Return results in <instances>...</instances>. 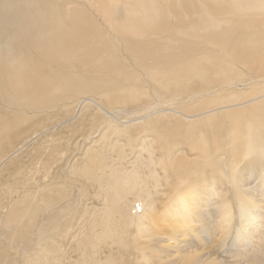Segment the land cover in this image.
Returning a JSON list of instances; mask_svg holds the SVG:
<instances>
[{"label":"bare ground","instance_id":"6f19581e","mask_svg":"<svg viewBox=\"0 0 264 264\" xmlns=\"http://www.w3.org/2000/svg\"><path fill=\"white\" fill-rule=\"evenodd\" d=\"M222 1L226 3L221 5V8H217V4ZM251 1L256 2V0H167L169 9L177 14L179 21H154L149 26V30H147L149 21H138L136 25L131 26L133 31H130L128 35L116 37H111L109 32L119 30L121 21H114L108 8L105 10L104 0H83L82 3L89 10L91 7L94 12H100L106 20L103 23L93 20L91 13L84 7L74 11L76 2L72 1V3L67 2L64 7L58 5L53 7V9H62L57 17L62 21H45L43 29L47 32L39 33L41 38L34 37V42L27 38L8 42L4 37H0V100L15 108L13 114L11 113L13 119L4 117V113V115L1 113L3 117L0 116V174L6 165H12L14 160L22 159L27 149L36 150L40 154L50 151L58 153L59 149L62 151L61 143L65 138L47 134V131L56 124L42 123L41 121L45 120L41 117L42 115L40 118L36 115L37 119L33 116L35 118L33 121L27 110L36 109L38 112L43 107L53 105L59 93L63 91L60 85L50 88L52 84H60L63 81L60 74L49 66L58 62V65L67 69L78 70L91 82L97 92V99L100 100L99 103L92 97H85L82 100L84 107H81L85 109L91 103L98 102L99 106H97L102 110V114L108 117V114L110 116L117 112L118 106L114 105L115 101L124 99L125 102L132 103L134 106V112L131 114L134 115L133 123L128 126L134 127L133 131L138 137L142 132L145 133L144 136L150 135V132L155 133L163 149L162 159L166 176L171 178L173 175L179 179L178 183L173 185L175 190L182 187V189H188L177 197L169 198L167 208L162 212L163 215L165 214L164 217L155 218L152 215V205L157 197L150 195L152 197L149 200L144 197L142 206L145 208H142L140 217L135 219L129 211L130 207L125 198L128 192L131 193L138 188V191L144 192L142 182L137 181L141 177L140 167L135 166L133 170H124L125 174H120V170L112 169L106 162L105 154L100 152L102 150L97 152L95 145L91 143L81 155L74 157V172L101 183L106 169L110 167L107 176L108 180L112 179V181L108 189L115 191L121 188L115 192L111 203L112 209L104 212V217L101 216L102 220L98 225L102 228V232L99 235L121 231L123 228L121 223L126 221L125 224L135 225L136 233L133 236L139 245L136 244V249L141 253V257L147 260V264H222L216 258L215 252L211 253L195 246L196 240L200 244L203 243L201 236L203 232L208 230L211 235L213 232L211 231L212 222L209 223L205 218L208 209L204 206L205 202L201 203V201H205V197H210L212 193L216 195L221 193L216 191L217 187L213 188L216 181L228 176L235 185L234 200L241 224L238 235L251 232L253 224L259 225L264 215V198L258 196V192L256 194L253 189L256 187L258 190L260 184L257 186L255 185L257 182L252 183L254 187L247 180V175L249 178L254 177L251 175H255V171L259 170V173L263 169L264 172V101L256 102L264 98V93L257 96L258 93L263 92L259 89L264 88V29H262L264 19L249 12L251 8H256L264 14V0H257L258 3H251ZM241 4L243 7L240 6ZM65 8L66 11L63 13ZM48 10V14L51 15L53 10ZM63 21L70 22L71 28L63 27ZM159 26H164L165 32H160ZM230 26L231 28L219 31V28ZM199 39L217 45L218 50H209L212 44H209V49L198 47ZM30 46L32 47L29 49ZM41 48L50 51V55L44 61L33 57L34 52ZM121 51H124L128 57L126 58ZM230 51L234 54L232 61L227 59ZM128 58L142 70L146 77L143 79L140 75L139 82L142 83L145 80L152 83L156 96L169 97L176 102L187 98V105L191 108H198V110L193 114H183L179 109L174 108V104L167 108L156 109L154 105H151L150 94L143 91L146 90L144 87L138 85V76L125 63ZM211 58L215 60L214 64L207 61ZM222 66L231 74L239 66L253 69L256 82L253 86H249L252 90L249 89L255 93V96L238 103L247 104L241 110L244 113L247 112V117L243 122L240 119L232 121L236 118L234 112L236 106L227 108L231 104L218 102L220 94L231 92L233 86L231 84L219 85L214 83L213 78L207 79L213 67ZM198 80L201 83L195 84L194 82ZM66 85L69 88L73 87L70 81H67ZM76 86L80 90L89 88V84L84 81L78 82ZM77 104V98L64 104L63 111L68 113L64 122H73L83 115L81 110L75 113L78 110L76 109ZM249 106H253V110H250ZM225 111H227L226 118L221 121V116ZM148 112L154 115H157V112H162V114L149 122L146 120L150 117ZM166 117L176 120L175 122L172 121L173 119L165 120ZM93 118L90 121L93 122ZM126 119L123 122L129 124L130 121ZM90 123L87 120V124ZM226 123L227 126L222 127ZM100 124L99 126L90 125L89 135L84 133L86 137H93L95 130L101 135L103 128L100 130L102 125ZM230 126V135H227L223 131L228 130ZM74 127L75 124L70 128ZM36 137L38 139L34 141ZM115 143L117 144L118 141ZM182 144L188 145L195 152L192 159L179 156L182 154L179 152ZM7 145L11 148H7ZM113 147L115 148V145ZM155 156L152 151H149L148 160L142 162L143 165L144 163L150 165L149 175L157 169H152V165L159 161ZM244 162L246 163L244 164L246 174H243L241 170ZM168 172L172 174L169 175ZM260 182L258 180V183ZM32 193L31 190L23 191V194L17 193V197L9 199L7 205L0 206V209L7 212L8 219H16L23 211L22 204L35 197ZM47 201L51 204L50 199ZM225 202L229 203L227 200ZM225 202L222 198L221 208H224L222 216L231 220L234 212L226 206ZM201 204L206 208V213L202 211ZM121 205L125 206V211L120 210ZM195 223L203 224L206 230L204 231L202 227L201 232V229L195 227ZM256 227L259 229V226ZM68 231L71 233V229ZM97 234L92 229L90 236L86 238L87 244L95 252L97 251L96 239H99ZM147 235L154 236L156 247L151 248L144 245L143 242L147 239ZM74 236H79V234L76 233ZM250 236L254 237L252 233ZM240 238H245V235ZM80 242H83V239H80ZM143 248L152 251L156 255L155 258L150 257ZM43 250H45L44 253L38 250L39 254L37 253L35 257L30 255V261L34 263L29 264L58 263L59 257L55 254H60L59 251H55L56 253L50 251L49 246ZM93 255L94 253L91 257ZM94 261H100V259Z\"/></svg>","mask_w":264,"mask_h":264},{"label":"rangeland","instance_id":"374dc122","mask_svg":"<svg viewBox=\"0 0 264 264\" xmlns=\"http://www.w3.org/2000/svg\"><path fill=\"white\" fill-rule=\"evenodd\" d=\"M72 1L73 3L76 2V7L73 9L74 11L76 9H83L82 7H84L91 13V18L93 20L102 23L103 21H106L100 12H94L93 8L89 7L91 9L89 10L87 7L83 6V0H0V37H4L8 42H14L15 40H22L24 38L34 42V37L41 38L39 33L47 32L43 29L45 21H62L57 18L62 12V9H53V7L55 5L64 7L67 2L72 3ZM256 2L258 3L257 0ZM256 2L251 1V3ZM225 3L226 1L219 2L217 8H221V5H224ZM103 4L105 10L108 8L114 21H121L119 30L109 32L111 37L125 34L128 35L130 31H133L131 26L136 25L138 21H149L147 30L150 29L149 26L154 21H179L177 14L169 9L167 0H104ZM100 5L101 4H99V6ZM240 6L243 7V4ZM48 9L53 10L51 15L48 14ZM65 11L66 8L63 10V13ZM45 12L47 14H45ZM249 12L252 15L264 19L262 16L264 14L260 13L256 8H251ZM63 27L71 28V23L63 21ZM158 28L160 32H165L164 26H159ZM226 28H231V26L224 27L223 29L219 28V31ZM262 29H264V25L262 26ZM209 44L212 43L205 42L204 39H199L197 41V46L200 48L205 47L207 49ZM32 46H30L29 49ZM218 48L217 45L212 44V48L208 49L218 50ZM121 49H123V47H121ZM121 52L126 58L128 57L124 51ZM49 55L50 51L41 48L34 52L33 57H38L44 61ZM227 59L229 61L234 60L233 52L230 51L227 54ZM127 60L125 63L138 76V85L144 87L146 90L143 91L150 94L151 105H154L156 109L167 108L174 104V108L179 109L183 114H193L198 110V108H191L187 105V98H182V100L179 99L176 102V100L169 97L161 98L156 96L152 83L145 80L143 82L141 81L142 83L139 82L140 75L143 76V79L146 78L142 73V70L136 66L130 58ZM207 61L212 62L213 64L215 63L213 58L208 59ZM67 63L68 61L66 64ZM58 64L59 63L57 62L49 66V68L54 69L60 74L61 80L63 81V83L52 84L50 86V88L56 85L63 87V91L59 93L57 101L51 106L39 109V113L36 109H28L29 111L27 110V113L30 117L32 116L31 119L33 116L35 117L38 115L40 118L42 115L41 117L45 118V120L41 122L44 124L47 123L48 125V123L51 122L56 124L55 127L47 131V134L65 138L61 143L62 151L59 149L58 153H51L50 151L49 153L40 154L37 153L36 150L27 149L22 159L14 160L12 165H6L1 171L0 206L7 205L11 198L17 197V193L23 194V191L31 190L35 197L22 204L23 211L19 213L16 219H8L7 212L0 209V264H20L21 262L29 264L32 261H30L31 256H37L38 250L39 252L43 251L41 253H44L45 250L43 249L47 246H49L50 251L60 252V254L55 252L56 257H59L57 264H147V260L142 258L141 253L136 249L138 241L134 238L136 233L135 225L131 226L125 224L127 222L123 221L121 223L123 226L121 231L108 235H99V233L102 232V228L98 225L99 221L102 220L101 216L104 217V212L112 209L111 203L114 199L113 197H115V192L118 189H121L120 187L115 191H112L110 188L108 189L109 183L112 181V179L109 181L107 176L110 167H107L108 169H106L102 182L98 183L74 172V157L81 155L86 147L92 143V145H95L97 152H99V150L103 151L100 152L105 154L106 162L109 163L112 169L120 170V174H125L126 170H133L135 166L140 167L139 174L141 177H139L137 181L142 182L141 185L142 189L144 188V192L138 191V188V190H133L131 193L128 192L125 198L126 203H128L130 207H128L129 211L135 216V219L136 217H140L142 214V208H145V206H142L144 204V197L147 200L152 196L154 198L157 197L152 205V215L155 218H158L159 216L164 217L165 214L163 215L162 212L167 208L169 198L177 197V195L186 192L188 189H182V187L175 190L173 185L177 184L179 179L175 178V176L173 177V175L171 178L166 176L162 159L163 149L159 140H157L155 133L150 132V135L144 136L143 134L145 133L142 132L138 137L136 136V132L133 131L134 127L128 126L133 123L132 119L134 115L131 114L134 112V106L132 103H127L124 99L115 101L116 103H114V105L118 106L117 112L110 116L108 114V117H106L107 115H103L102 110L98 107L99 105L97 103H100V100L97 99V92L91 85V82L84 75H81L78 70L73 71ZM209 65L211 64L209 63ZM252 70L253 69L250 67L239 66V68L237 67L234 69L231 74L228 69L222 66L220 68L213 67L211 72L207 75V79L210 80L213 78V81L216 84H231L233 86L231 92L221 93L218 98V102L221 104H231V106L227 108L236 106V110L234 111L236 113V118L232 120L233 122L239 119L243 122L247 117V112L244 113L241 111L247 104L240 105L238 103L255 96V93L250 91V89L252 90V87H249L253 86L256 82ZM67 81H70L73 84L72 88H69L66 85ZM80 81L88 83L89 88L86 90H80L77 88L76 85ZM194 83H201V81L198 80ZM202 83L205 82L202 81ZM262 90L263 92L258 93L257 96L264 93V88L259 89V91ZM85 97H92L98 100V102L91 103V105H88L84 109L82 100ZM76 98L78 99V104L76 106V109L78 110L75 113L77 114V112L81 110L83 115H80L78 117L79 119H76L78 121L64 122L68 115L67 112L63 111L64 104L70 102L71 99ZM1 101L2 100H0V116L3 117L5 114L4 117L13 119L11 113L15 111V108L10 105L9 107L7 103ZM261 101H264V98L256 102ZM256 102L255 104H257ZM60 105L62 107H60ZM50 107L52 109H50ZM248 108L253 110L254 107L249 106ZM1 113L4 114L1 115ZM7 114H9L10 117ZM50 114L51 116H49ZM148 114H150V117L146 120L150 122L161 116L160 114H162V112H157V115H154L152 112H148ZM226 114L227 111L221 116V121L226 118ZM38 116H36V119ZM102 116H104L103 119ZM91 117H94L93 122L90 121L92 120ZM124 119L130 121L131 124L123 122ZM169 119L172 120L173 118L166 117L165 120ZM34 120L35 118H33V121ZM87 120L89 123L91 122L89 125L87 124ZM175 120L173 119L172 121L175 122ZM73 124H75V127L70 128ZM92 124L97 126L100 124V130L102 128L103 130L100 135V132H97L94 129L95 132L93 133V137L87 138L86 134L87 136L89 135V129ZM225 126H227V123L222 127ZM231 126L228 130L223 132L230 135ZM166 128L169 127L166 126ZM82 134H84L86 139L84 136L80 139ZM96 135L97 137H95ZM37 139L38 138L36 137L34 141ZM94 139H97L98 141ZM116 141H118L117 144L115 143ZM112 144L115 145V148ZM7 148L11 147L7 145ZM149 151H152L154 156L156 155L155 158L157 161L159 160L152 165L153 170L155 168L157 169L151 175H149L151 170L149 167L150 165L145 163L144 165L142 164L143 161L148 160ZM179 152L182 153L179 156L186 159H192L195 154V152L186 144L180 145ZM244 164L246 163L244 162L242 164L243 166L241 165L243 174L245 173ZM262 170H260L261 172L259 173V170L255 171L256 174L254 172L255 175H251L254 177L249 178L247 175V180L248 182H251V186H254L252 183L255 182H257L255 183L257 186L260 184V187L258 186L257 188L259 191L256 190L255 186V188H252L255 189L256 194L258 192V196L264 198V180L262 181V179H264V172ZM168 174L171 175L172 172H168ZM226 177L219 178V181H216V185L213 187H217L216 191L221 193H218V195L212 193L210 197H205V201H201V203L205 202L204 206L208 209L206 210L201 204V208H203L202 211H208L206 215L207 217L205 216V218L208 219L209 223L212 222L213 229L211 231L213 232L210 231L212 233L211 235L208 230L205 231L206 229L203 224L195 223V227L199 230L201 229V232L203 228L205 231L201 235L203 243L200 244V242L196 240L195 246L202 249L204 248L211 253L215 252L216 258L222 264H264V215H262L263 217L261 218L262 220L259 225L253 224L251 232L240 233L238 235L241 224L238 218L239 213L236 208V201L234 200L235 185L232 180H229L230 178L228 176ZM258 180L261 182L258 183ZM131 181L130 183H132ZM212 195L214 197H211ZM222 198L224 199V202L226 200L229 202H225L226 206L234 212V217L231 220H227V218L222 216V211L224 209L221 208ZM47 199H50L51 204ZM207 203L209 206H206ZM124 207V205H121L120 210L125 211ZM222 217L224 219H221ZM222 220L225 221L223 222ZM69 225L72 227L69 228ZM255 226H259V229L258 227L255 228ZM68 229H71V233ZM92 229L94 232H97V235L99 236V239H96V252L89 247L86 240V238L90 236V230L92 231ZM72 233L73 237H71ZM76 233H78L79 236H74ZM251 233L254 236L253 238L250 236ZM243 234L245 235V238H240L244 236ZM204 236H206V239ZM80 239H83V242H80ZM143 243L145 246L151 248L156 247V241L153 235H147V239ZM143 249L144 252L147 251L146 248ZM93 253V257L95 258L91 257ZM147 254L153 259L156 256L150 250L147 251ZM95 259H100V261H94Z\"/></svg>","mask_w":264,"mask_h":264}]
</instances>
